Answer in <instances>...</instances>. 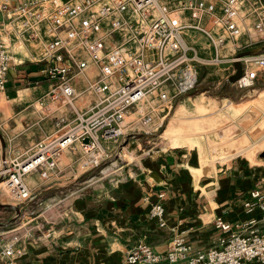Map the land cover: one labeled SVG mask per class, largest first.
Instances as JSON below:
<instances>
[{
  "label": "built area",
  "instance_id": "1",
  "mask_svg": "<svg viewBox=\"0 0 264 264\" xmlns=\"http://www.w3.org/2000/svg\"><path fill=\"white\" fill-rule=\"evenodd\" d=\"M252 29L246 47L264 41L263 0H0V91L6 88L12 61L5 36L14 34L21 42L42 43L46 65L41 72L52 84L38 101L40 107L51 114L56 102L73 114L57 116L56 130L23 153H0V180L14 204L33 198L25 180L29 174L60 173L66 151H77L82 171L93 170L109 156V144L119 147L130 130H158L176 99L196 88L199 65L233 66L237 57L224 48ZM241 61L243 73L235 83L252 87L264 70V51ZM90 65L97 69L93 77L86 71ZM78 78L94 95L86 109L76 104ZM4 128H9L7 122ZM164 196L159 193L149 211L161 227L167 226ZM244 209L249 217L235 226L216 218L224 234L214 246L195 249L178 233L165 253L146 241L135 243L123 264L264 263V186L250 191ZM23 252L14 242L3 249L10 262Z\"/></svg>",
  "mask_w": 264,
  "mask_h": 264
},
{
  "label": "crops",
  "instance_id": "2",
  "mask_svg": "<svg viewBox=\"0 0 264 264\" xmlns=\"http://www.w3.org/2000/svg\"><path fill=\"white\" fill-rule=\"evenodd\" d=\"M253 34L254 29L245 30L235 43L227 44L225 54L227 51L234 54L242 48H264V41L245 46ZM43 36L48 40L47 35ZM5 39L12 61L6 88L0 91V105L5 103L0 106V120H6L9 125L6 133L12 136L6 140L0 135V153L13 155L53 133L57 116L73 114L64 109L47 114L38 103L52 84L41 72L46 65L41 60L42 43L21 42L14 34L6 35ZM86 71L93 77L97 69L90 65ZM252 87L229 108L211 111L207 108L203 119H211L214 115L210 113L216 110L225 112L222 118L217 117L210 133L219 128L234 131L223 140L224 145L233 146L239 140L247 141L245 138L253 145L264 140V70H259ZM75 88L76 104L86 109L94 101V95L86 90L84 78L76 80ZM210 137H217L216 133ZM210 137L197 141L192 140L197 138L195 135L186 133L177 137L176 144L168 149L139 154L134 169L131 165V171L118 186L96 189L89 185L79 192V178L90 176L93 171L80 169L77 151H69L62 157L58 175H51L50 171L46 176L32 172L25 180L33 198L19 204L20 207L0 203V219H4L9 209L17 215L18 208L22 218H27L19 232L15 231L20 228L0 221L1 227H7L0 231L5 235L0 236V264H123L129 248L139 241L165 253L174 236L171 227L187 230V238L195 249L216 245L224 234L214 224L217 217L233 226L249 217L244 201L252 189L264 186V147L258 150L259 159L253 150L221 155L211 151L215 148ZM161 192L165 194L162 201L166 227L159 226L149 215L152 202ZM254 215L260 218L261 212ZM5 239L24 250L12 262L3 255ZM248 264L264 263L253 259Z\"/></svg>",
  "mask_w": 264,
  "mask_h": 264
},
{
  "label": "rangeland",
  "instance_id": "3",
  "mask_svg": "<svg viewBox=\"0 0 264 264\" xmlns=\"http://www.w3.org/2000/svg\"><path fill=\"white\" fill-rule=\"evenodd\" d=\"M201 40L203 41V39ZM251 49L252 48L238 49L232 56L231 54L233 51H227V53L231 57H237L239 52ZM199 67L200 78L196 88L189 94L180 96L176 99L174 108L168 117L165 118L163 126L152 133H146L142 128L137 126L134 130H130L126 140L115 150V146L110 143L109 146L112 150L109 152V156L104 163L91 170L93 173L90 176H81L79 178L77 182V186L81 188L79 192H81V190H86V188L90 186H94L96 189H99L100 187L118 186L129 171H131V165L133 166L136 163V160H139V154L168 149L170 146L176 144L177 137L183 136L186 133H192L195 135L197 138L192 140L197 141L206 139L205 137L208 135L210 137L211 133H216L217 137H210L211 144L215 148L214 150H211L212 152L214 151V153L217 152L221 155L231 156L235 153L243 154L248 152V150H253L256 152H253L254 155L259 159L260 155L258 154V150H261L264 147V140H257L258 142L253 145L249 142L250 139L245 138V140H247L245 142L239 140V142L233 144V146L231 144L224 145L223 140L231 137L234 133L233 129L226 130L225 128H219L216 132L213 131L210 133V128L214 127V124L217 122V117L222 118L225 112L216 110V112L210 113L216 117L213 116L211 119H203L204 116L206 117L205 113L208 112L207 108H209V111H211L212 108H214L213 110L216 108H229L230 106H233L234 103L241 101L242 96L247 93V91H252L256 86L239 88L236 83L230 82L228 79V73H233L235 67L234 65H229V63L219 65L200 64ZM4 104L0 106H3ZM52 106L54 109L61 110L60 105L56 102L52 103ZM5 121L6 120H0V135L2 137L4 136L7 140L10 139V136L12 135H10L11 133H6L7 129L4 128ZM256 133L257 135L259 134L258 130H256ZM198 144H200V142ZM217 146L218 148H216ZM24 150L20 151V153H23ZM66 154H70L69 150L66 151L63 158H65ZM227 158L221 160H226ZM130 161H132L133 164H129L128 162ZM132 168L134 169V166ZM0 203H9L13 204L14 207H20L19 204H14V200L8 191V187L2 180H0ZM13 216L15 217L13 218ZM0 221H7V224L10 225V227L20 228L15 231L19 232L24 229L22 226L27 221V218H22L20 212L15 215V211L9 209L6 211L4 219H0ZM214 224L216 226L215 222ZM6 228L7 227H1L0 224V231H4ZM171 230L174 232V235L178 233L184 234L188 240L187 230H179V228L175 227H171ZM25 232H27V230ZM2 235L3 232H0V236ZM7 242L11 243L12 241L5 239L4 243L8 244Z\"/></svg>",
  "mask_w": 264,
  "mask_h": 264
},
{
  "label": "water",
  "instance_id": "4",
  "mask_svg": "<svg viewBox=\"0 0 264 264\" xmlns=\"http://www.w3.org/2000/svg\"><path fill=\"white\" fill-rule=\"evenodd\" d=\"M263 47H257L251 50H245L242 52H239L237 55V60L234 62L235 71L229 76V81L234 83L236 80L242 75L243 73V62L241 61L242 57L254 55L258 52H263ZM18 211L21 212V210L18 208Z\"/></svg>",
  "mask_w": 264,
  "mask_h": 264
},
{
  "label": "bare ground",
  "instance_id": "5",
  "mask_svg": "<svg viewBox=\"0 0 264 264\" xmlns=\"http://www.w3.org/2000/svg\"><path fill=\"white\" fill-rule=\"evenodd\" d=\"M177 124V123H176Z\"/></svg>",
  "mask_w": 264,
  "mask_h": 264
}]
</instances>
